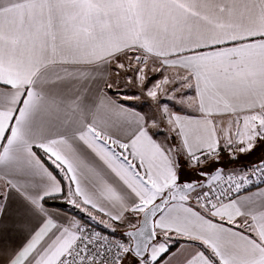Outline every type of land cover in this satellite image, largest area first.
<instances>
[{
    "label": "snow or ice",
    "instance_id": "1",
    "mask_svg": "<svg viewBox=\"0 0 264 264\" xmlns=\"http://www.w3.org/2000/svg\"><path fill=\"white\" fill-rule=\"evenodd\" d=\"M0 264H264V0H0Z\"/></svg>",
    "mask_w": 264,
    "mask_h": 264
}]
</instances>
